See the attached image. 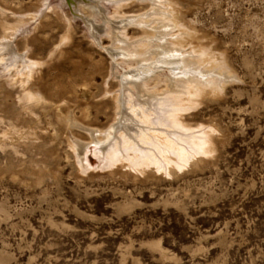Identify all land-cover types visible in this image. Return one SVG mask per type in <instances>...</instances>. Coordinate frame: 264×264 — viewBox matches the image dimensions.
Instances as JSON below:
<instances>
[{
  "label": "rangeland",
  "instance_id": "1",
  "mask_svg": "<svg viewBox=\"0 0 264 264\" xmlns=\"http://www.w3.org/2000/svg\"><path fill=\"white\" fill-rule=\"evenodd\" d=\"M173 1L194 44L222 54L233 70L219 93L183 114L190 126L215 128V152L169 173L136 170L125 159L103 166L89 129L114 119L111 41L95 43L65 0L72 36L50 54L63 25L43 8L13 39L23 63L8 65L0 50V264H264V0ZM37 3L0 0L8 13L0 21ZM31 60L40 64L23 86L40 90L51 104L44 109L21 107L23 75L15 71ZM59 111L72 124L61 127ZM73 139L87 142L83 170Z\"/></svg>",
  "mask_w": 264,
  "mask_h": 264
},
{
  "label": "bare ground",
  "instance_id": "2",
  "mask_svg": "<svg viewBox=\"0 0 264 264\" xmlns=\"http://www.w3.org/2000/svg\"><path fill=\"white\" fill-rule=\"evenodd\" d=\"M71 1L74 16L83 19L95 43H99L103 35L110 39L112 52L109 53L118 78V89L112 94L113 121L107 128L89 129V141L95 143L94 154H100V163L111 166L125 159L136 170L154 165L156 170L169 173L174 168H183L196 155H211L215 128L190 126L184 122L183 114L199 104L202 97L220 92L225 81L223 76L227 78L233 74L226 58L202 43L194 44L195 30L183 20L173 0ZM105 1L111 4V11L104 8ZM133 2L141 8L137 12H126L125 8ZM64 3L65 0H58L56 4H51V0H38L33 11H11L10 21L6 18L0 21V50L10 55L8 65L16 67V61L23 63L25 55L17 54L13 39L24 24L45 14L47 7L63 25V32L49 53L69 42L73 16L64 11ZM0 14H8L2 6ZM129 28L139 30V36L128 35ZM23 49L27 50L25 41ZM3 59L1 55L0 61ZM38 64L36 60L22 64L26 71L16 70L17 76L23 75L16 81L23 86ZM22 91L19 96L22 108L28 109L29 102L40 103L43 109L48 106L39 89L23 86ZM55 116L63 128L74 121L73 116L61 111L55 112ZM86 144L79 139L69 143L82 170L88 163V160L83 162Z\"/></svg>",
  "mask_w": 264,
  "mask_h": 264
}]
</instances>
